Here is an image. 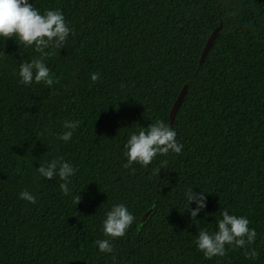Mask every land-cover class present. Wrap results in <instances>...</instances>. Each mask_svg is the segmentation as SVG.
<instances>
[{"label":"trees","instance_id":"1","mask_svg":"<svg viewBox=\"0 0 264 264\" xmlns=\"http://www.w3.org/2000/svg\"><path fill=\"white\" fill-rule=\"evenodd\" d=\"M29 3L42 15L60 10L72 33L47 55L0 37V264H264V0ZM41 56L58 82L20 83V64ZM157 120L175 130L181 153L125 168L130 135ZM67 121L80 125L65 142ZM59 157L76 169L67 196L58 176L36 170ZM189 188L205 192L194 220ZM121 203L135 221L106 237V213ZM223 210L246 217L256 240L205 258L196 239L216 231ZM102 239L111 253L99 251ZM251 249L256 259L245 257Z\"/></svg>","mask_w":264,"mask_h":264},{"label":"clouds","instance_id":"2","mask_svg":"<svg viewBox=\"0 0 264 264\" xmlns=\"http://www.w3.org/2000/svg\"><path fill=\"white\" fill-rule=\"evenodd\" d=\"M70 33H72V29L68 27L64 15L58 9L47 10L42 15L33 4L29 3V0H0V37L8 39L15 36L25 47L35 45L37 50L47 55L46 50L48 49H62ZM0 55L5 56L3 52ZM44 59L45 56H41L30 62L21 63L18 73L20 83L28 85L33 82L37 84L43 82L47 86H52L58 82L52 78L51 70L45 64ZM90 78L96 82L99 79V73H92ZM79 125V121L65 122L66 131L59 138L67 142ZM124 148L127 157L125 168H129L133 163H139L146 167L158 155L167 156L170 152L180 154L183 144L178 143L176 132L169 124L157 120L148 125L146 129L132 133ZM166 164L167 161H163L160 167L153 170L154 174L158 176ZM36 170L46 179L58 176L63 181L60 184L61 191L66 196L70 194L69 178L75 174L76 169L64 162L62 157L51 161L47 166L40 165ZM204 193L202 191L194 193L192 188L186 192L185 209L189 211L192 220L206 207ZM19 197L30 203H36V197L27 190L22 191ZM80 199V195L74 197L75 205L80 202ZM192 203L196 205L194 209L189 207ZM220 215L222 218L217 221L216 231L210 233L202 229L196 239L198 250L208 259L227 255L226 246H231L233 249L245 248L256 240L257 233L255 229L249 228L250 222L246 217L229 214L227 210L221 211ZM134 221V215L124 204L113 205L103 221L104 235L112 239L123 237ZM94 243L98 245V249L102 253L113 251V245L109 239L96 240ZM244 254L248 259H256L259 255L255 249L245 251Z\"/></svg>","mask_w":264,"mask_h":264},{"label":"water","instance_id":"3","mask_svg":"<svg viewBox=\"0 0 264 264\" xmlns=\"http://www.w3.org/2000/svg\"><path fill=\"white\" fill-rule=\"evenodd\" d=\"M219 30V27L216 28L212 33L211 35L209 36L203 50H202V53H201V57H200V60H199V64H202L208 51L210 50L211 46L213 45V42L216 38V35H217V32ZM186 86L183 87V89L181 90V92L179 93L176 101L174 102L173 106H172V109L170 111V123H173L174 121V118H175V115L178 111V109L180 108L184 98H185V95H186ZM148 216V213L144 214L140 220V224H142L146 218Z\"/></svg>","mask_w":264,"mask_h":264}]
</instances>
